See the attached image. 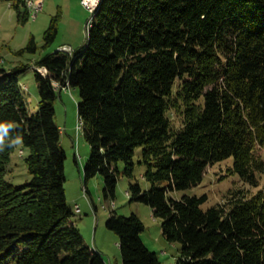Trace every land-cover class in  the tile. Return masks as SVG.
Here are the masks:
<instances>
[{
    "label": "trees",
    "instance_id": "obj_1",
    "mask_svg": "<svg viewBox=\"0 0 264 264\" xmlns=\"http://www.w3.org/2000/svg\"><path fill=\"white\" fill-rule=\"evenodd\" d=\"M58 25L56 17L34 67L38 111L19 81L30 66L0 68V121L22 135L31 176L7 181L15 147L0 152V264H107L74 222L66 194L55 101L68 87L79 90L91 146L86 185L101 175L105 197L115 199L123 164L130 200L150 206L165 239L180 244L175 264H264V0H100L86 44L71 54L49 51ZM38 50L32 37L18 54ZM137 158L149 189L134 176ZM230 158V173L256 193L234 190L227 204L207 209V195L174 196ZM107 227L124 264H161L136 214L112 211Z\"/></svg>",
    "mask_w": 264,
    "mask_h": 264
},
{
    "label": "rangeland",
    "instance_id": "obj_2",
    "mask_svg": "<svg viewBox=\"0 0 264 264\" xmlns=\"http://www.w3.org/2000/svg\"><path fill=\"white\" fill-rule=\"evenodd\" d=\"M24 1L27 9L21 6L18 10L12 6L11 0H0V68L12 70L18 66H30L27 71L20 73L19 81L28 95L31 112H36L39 109L40 96L34 67L36 61L47 53L43 49L46 31L53 19L58 17L59 33L49 51L61 50L64 46L70 47L71 52L76 51L87 42L88 29L94 11L88 9L83 4V0ZM26 10L29 11L30 16L24 23L21 17ZM32 37H35L39 47L38 52L36 54L25 52L24 55H19L18 52L28 46ZM39 70L46 74V69ZM57 86L59 87V84ZM79 101V90L71 87L59 90V97L55 101L56 122L62 129L61 142L67 153L65 189L70 208L75 213L74 222L87 244L93 249L98 247L103 253L107 264H124L119 237L108 229L107 221L112 211H117L124 216L136 214L145 224L142 239L146 246L158 254L161 264H175L180 253V244L170 243L165 239L161 220L154 217L150 206L130 200L128 193L131 179L125 173L123 164H121L122 174L115 199L105 197V181L101 175L89 179L87 185L85 184V165L91 155V146L84 135V130L79 129ZM170 115L174 125L179 127L178 114L172 111ZM257 153L264 158V149L258 148ZM27 155L28 152L22 143L15 147L5 175L7 181L21 185L31 180L25 161ZM138 159L134 176L146 190L151 185L143 177L146 168L138 162ZM233 162L234 159L230 158L210 166L199 186L177 192L174 196L207 195L208 200L203 206L207 209L227 204L234 190L244 189L247 192L256 193L259 188L244 184L238 174L230 173L228 168L233 166ZM261 185V187L264 186V181Z\"/></svg>",
    "mask_w": 264,
    "mask_h": 264
},
{
    "label": "clouds",
    "instance_id": "obj_3",
    "mask_svg": "<svg viewBox=\"0 0 264 264\" xmlns=\"http://www.w3.org/2000/svg\"><path fill=\"white\" fill-rule=\"evenodd\" d=\"M16 126L11 121H0V152L8 148H14L22 143L23 137L16 132Z\"/></svg>",
    "mask_w": 264,
    "mask_h": 264
},
{
    "label": "bare ground",
    "instance_id": "obj_4",
    "mask_svg": "<svg viewBox=\"0 0 264 264\" xmlns=\"http://www.w3.org/2000/svg\"><path fill=\"white\" fill-rule=\"evenodd\" d=\"M99 2H100V0H92L91 6L88 9H90L92 12L95 11L97 9L98 5H99ZM71 53L72 52H70V54ZM42 69H44V68H42ZM83 125H84L83 122L80 120V122H79V129H83Z\"/></svg>",
    "mask_w": 264,
    "mask_h": 264
},
{
    "label": "built area",
    "instance_id": "obj_5",
    "mask_svg": "<svg viewBox=\"0 0 264 264\" xmlns=\"http://www.w3.org/2000/svg\"><path fill=\"white\" fill-rule=\"evenodd\" d=\"M82 2L84 5L87 6V8H89L91 6L92 0H83ZM65 49H68V48H65ZM45 71L47 73V70H45ZM79 211H80V208H79Z\"/></svg>",
    "mask_w": 264,
    "mask_h": 264
},
{
    "label": "crops",
    "instance_id": "obj_6",
    "mask_svg": "<svg viewBox=\"0 0 264 264\" xmlns=\"http://www.w3.org/2000/svg\"><path fill=\"white\" fill-rule=\"evenodd\" d=\"M97 250H99L98 247H97ZM99 251H100V250H99ZM100 252H101V251H100Z\"/></svg>",
    "mask_w": 264,
    "mask_h": 264
}]
</instances>
